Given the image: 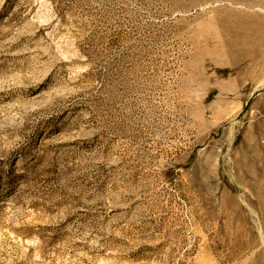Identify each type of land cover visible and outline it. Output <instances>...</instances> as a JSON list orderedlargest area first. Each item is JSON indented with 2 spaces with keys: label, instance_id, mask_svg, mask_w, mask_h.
Returning a JSON list of instances; mask_svg holds the SVG:
<instances>
[{
  "label": "rangeland",
  "instance_id": "1",
  "mask_svg": "<svg viewBox=\"0 0 264 264\" xmlns=\"http://www.w3.org/2000/svg\"><path fill=\"white\" fill-rule=\"evenodd\" d=\"M0 264H264V0H0Z\"/></svg>",
  "mask_w": 264,
  "mask_h": 264
},
{
  "label": "bare ground",
  "instance_id": "2",
  "mask_svg": "<svg viewBox=\"0 0 264 264\" xmlns=\"http://www.w3.org/2000/svg\"><path fill=\"white\" fill-rule=\"evenodd\" d=\"M256 40V39H255ZM252 46V45H251ZM242 52V51H241Z\"/></svg>",
  "mask_w": 264,
  "mask_h": 264
}]
</instances>
